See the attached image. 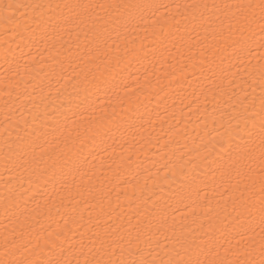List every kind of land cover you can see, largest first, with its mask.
<instances>
[{
	"label": "bare ground",
	"instance_id": "obj_1",
	"mask_svg": "<svg viewBox=\"0 0 264 264\" xmlns=\"http://www.w3.org/2000/svg\"><path fill=\"white\" fill-rule=\"evenodd\" d=\"M0 264H264V0H0Z\"/></svg>",
	"mask_w": 264,
	"mask_h": 264
}]
</instances>
